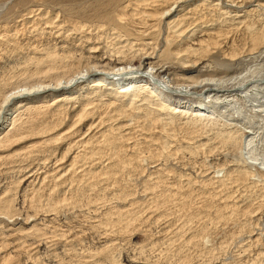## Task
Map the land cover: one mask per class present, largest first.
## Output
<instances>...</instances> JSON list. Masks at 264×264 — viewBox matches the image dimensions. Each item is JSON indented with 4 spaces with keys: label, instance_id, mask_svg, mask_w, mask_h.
Listing matches in <instances>:
<instances>
[{
    "label": "rangeland",
    "instance_id": "374dc122",
    "mask_svg": "<svg viewBox=\"0 0 264 264\" xmlns=\"http://www.w3.org/2000/svg\"><path fill=\"white\" fill-rule=\"evenodd\" d=\"M147 1L150 0H0V102L8 86L12 85L13 88L24 82L36 83L31 79L34 71L51 66L56 69L61 66L58 69L64 71L101 63L120 45L126 46L123 49L128 56H134V64H139L140 58L135 48L145 46L139 43L147 27L142 22L136 24L130 20L131 16H138L133 10L136 5ZM256 5L253 0H190L182 6L185 9L194 8L192 15L195 19L199 18L194 21L207 26L208 29L197 28L200 40H207L204 31L219 34L212 38L217 39L216 43L209 40L210 45H215L211 46L203 63L208 65L209 70L206 67L198 75L206 71L204 75L212 73L229 77L248 68L259 70V65L263 69L264 57L257 55L264 53V43L251 47L254 36L264 35V5ZM135 29L142 36L134 33ZM161 29L151 38L153 45L146 48L154 61L170 62L172 60L168 58L172 56L168 51L175 49L177 37L169 35V41L165 27ZM190 42L185 44L184 41L180 45L189 46L192 44ZM228 53L236 54V57L231 59ZM112 58L106 60L114 61L115 57ZM154 61L152 63H157ZM171 63L173 65L174 60ZM94 79L88 77L84 87L76 88L77 94L71 96L76 99L67 100L60 105L61 109L58 106L47 107L46 102L49 103L55 96V93H50L45 94L43 99L40 97V100L29 103L37 106L46 104L44 108L42 105L39 108L44 113L31 107L22 109L21 114L13 112L14 115H11L16 126L24 124L29 116L36 119L34 124H40V127L52 122L58 124L56 130L52 129L54 131L44 138L50 139L73 125L74 117L83 109L82 104L85 106L92 102L88 106H95L88 109L90 113L83 117L82 123H79L81 120L76 121L74 133H65L67 136L61 135L49 142L51 146L48 144L44 147L46 152L41 146H29L31 143L37 144L43 136L31 139L28 135L25 139L21 138L22 141L16 139L0 145V194L3 196L0 200V240L2 236L13 233V227H23L26 233L31 222H35L42 231L48 229L44 233L49 234L38 242L26 239V234L21 233L17 239H25L28 246L21 245L22 248L14 251L9 244L2 247L12 257L8 256L10 264H264V169L259 164L244 161L251 148L245 144L249 139L244 135L243 121L241 123L236 118L228 120L229 114L221 108V101L212 102L216 104L215 108L218 107L213 116H200L154 105L159 104L158 101L151 102V106L144 100L145 92H141L142 96L140 92L132 97L117 96L118 99L111 92L104 95L92 93L91 100L85 98L87 94L89 96L85 87ZM151 83L163 95L175 97L166 87ZM137 96L140 97L137 99ZM112 102L118 104L107 110ZM122 102L125 105H121L124 104ZM130 104L133 106H128ZM118 108L127 109L130 118L127 122L119 123L120 127L126 128L125 138L117 130H109L114 123L113 128L118 127L117 120L110 119L105 123L98 120L105 111L116 119L118 115L115 109ZM247 111L258 122L262 120L250 107ZM11 121L5 129L12 128ZM164 121L167 125L163 124ZM228 130L233 131L235 140L228 138L225 142L223 140L230 135ZM45 132L46 129L42 133ZM81 137L83 140L91 137V144L83 146V142L79 141ZM36 147L39 149L35 150ZM69 148L73 150L70 154L79 152L76 168L69 171L65 179H57V183L44 181L40 185L38 177L51 173L55 162H58L55 167L67 165L70 157L69 153H65ZM244 169H252L253 176L250 175L248 180L241 176ZM27 173H34L33 178L37 179L35 183H32L34 180L30 181L32 175L29 177ZM6 198V202L3 201ZM27 215L38 218L24 225L23 219ZM10 239L8 237L5 241L10 243L14 240Z\"/></svg>",
    "mask_w": 264,
    "mask_h": 264
},
{
    "label": "bare ground",
    "instance_id": "6f19581e",
    "mask_svg": "<svg viewBox=\"0 0 264 264\" xmlns=\"http://www.w3.org/2000/svg\"><path fill=\"white\" fill-rule=\"evenodd\" d=\"M142 1V0H141ZM144 1V0H143ZM190 0H150L147 2H143V3H138L136 5V8H134L133 10L136 11L135 15L137 14L138 16L132 17L131 16V20L133 23H143L145 25V27H147V29L145 30L146 32H143L144 35H141V32L137 29H135L136 31H134V33L138 34L139 36H142V42H140L139 44L143 43L145 46L143 48H141L138 44H135L139 46V48H135L136 49V55L140 58L139 64H134L133 61V57L132 56H128L126 50H124L123 48L126 46H119L118 48H114V53H110L107 57H105V60H102L101 63H97V64H91V65H86L84 68H74V69H66V70H62V69H58L60 67H58L57 69L55 67H48V68H44L38 71H34V75L31 76L32 80L37 81L36 83H32V84H25L22 83L20 85H17L13 88L12 85L9 87H7L6 91L4 90L3 93V99L0 102V145L3 143H5L6 141H14L16 139H20L24 138L28 135L29 138L33 137L35 138V136H43L40 139H38L37 144H33L31 143L29 146L32 145H37L38 147L41 146L42 150H44V147H47L46 145L49 144V142L51 143V141H55L54 139L61 137V135H66L67 133H74L73 132V128H75V126L77 125V123H82V119L83 117H86V114H89L90 112H88V109L93 108L94 107H90L88 106L91 103H88V105H83L82 107L83 109L81 110V113H79L77 116H75L74 118V122L73 125L69 126V129L66 131H64L63 133H59L55 138H50V139H44L46 138L48 133H50L51 131H54L52 129H55L56 126H58V124H54L53 122L51 124H44V126L46 125L45 129L46 132L42 133L43 131H45L44 126L40 127V124H34V122H36L34 118H32V116L28 117V119L25 120L24 124H20L19 126L15 125V120L13 119L12 113H20L22 111V109L26 108H44V106L46 104H39L37 105H29V103L31 102H35L34 100H40L38 98L44 97L45 94H50V93H55V96L53 98L52 101H50L49 103H47V107L49 106H58L60 107V105H62L63 103H65L67 100L74 99V97L72 98L71 96L76 93V88L78 89V87H84V82L88 77H95L94 80H92V83L90 84H86L88 85V87H85L86 90L89 93V96L86 92V97L85 98H90V94L94 93V95H96V93L98 94H103L106 92H111L112 94H114L116 96V98L118 99V97H125V96H136L137 92H140L139 95H141L142 93L147 94L144 97V100L148 103L151 104V102L153 101H158V103L160 104H154V105H158V106H167L170 107V110H174L175 112L177 111H184L186 113H191L192 115L194 113L200 115V116H213L216 104H213L212 102H217V101H221L222 105V109H226L227 110V114H229V119L228 120H234L236 118V120H240V122L244 124H242V126L244 125L245 128H243V132L244 135L246 136L247 141H245V144H247V147H250L251 149H248V152L246 153L248 156L244 157V161H247L249 163H251L252 165L255 164H259L261 166H259L261 169H264V67H262L263 69H260L261 65L257 66L259 67L258 69L254 68V71H252L250 68L246 69L244 72H238L236 73L234 76H229V77H223V76H218V75H214L212 74H207L204 75V72L206 74V71L203 72V75H198V72H201L203 70H206V67H208V65H203L207 55L209 54L208 52L211 51V46H215V45H210V43L213 41V43L217 42V39H212L213 37H217L219 34H217L216 32H205L204 34H206L207 40H200V36L198 34V29H200V27H203V29L207 28V26H203V24L200 23V21H194V20H198L195 19L193 17L192 14H194V8H183L182 6L186 3H188ZM219 1V0H218ZM257 3L258 6L264 5V0H253ZM238 2V1H237ZM221 3V2H220ZM232 3V2H231ZM234 3V2H233ZM232 3V5H233ZM236 3V2H235ZM206 4V3H205ZM255 5V4H254ZM256 5V6H257ZM132 6V5H131ZM223 6V5H221ZM235 6V4L233 5ZM186 7V6H185ZM210 8V7H209ZM206 9V8H205ZM261 9V8H260ZM202 10V9H201ZM182 11V12H181ZM210 12V11H209ZM237 12V11H236ZM251 12V11H250ZM211 14V13H210ZM133 15V14H132ZM238 15V14H237ZM236 15V16H237ZM134 16V15H133ZM192 18V19H191ZM213 19V18H212ZM120 20H123L122 17H120ZM192 20V21H191ZM203 21V20H202ZM213 21V20H212ZM141 23V24H142ZM202 25V26H201ZM163 26L165 27V31H166V39H168L167 37L169 35H173V37H177L176 38V43L175 44V49L171 51L169 50L168 53L172 56V58H168L170 62L165 61V62H159L157 60L154 61L153 55L147 51L146 47H151V45H153L152 43H154V41L151 39L153 38L154 34L159 32V30H162L161 28H163ZM210 26V25H209ZM80 28V27H79ZM138 28V27H137ZM208 29V28H207ZM59 30V29H58ZM212 30V29H211ZM149 31V32H148ZM157 31V32H156ZM96 33V32H95ZM131 33V32H130ZM202 33V32H201ZM116 35V34H115ZM201 35V34H200ZM163 36V35H162ZM120 37V36H119ZM122 37V36H121ZM200 37V38H199ZM141 38V37H140ZM172 38V37H171ZM85 39V38H84ZM97 39V38H96ZM136 39V38H134ZM195 39V40H192ZM205 39V38H204ZM169 40V39H168ZM211 42H210V41ZM252 40L254 41L253 44H251V47L257 44H262L264 43V35L260 34L258 36H254L252 38ZM140 41V40H139ZM156 41V40H155ZM170 41V40H169ZM185 41V44L187 41H191L190 43L195 44L192 45L190 44L189 46H181L180 44L182 42ZM109 42V41H108ZM118 42V41H117ZM168 43V41H166ZM128 43V42H127ZM133 43V42H132ZM138 43V42H137ZM173 43V42H171ZM252 43V41H251ZM170 44V43H169ZM212 44V43H211ZM119 45V44H118ZM157 45V43H156ZM180 45V46H178ZM192 45V46H191ZM102 47V46H99ZM98 47V48H99ZM169 47V45H168ZM166 47V48H168ZM256 47V46H255ZM261 47V46H260ZM91 48V47H90ZM153 48V47H152ZM263 48V47H262ZM261 48V49H262ZM97 49V48H96ZM133 49V48H132ZM225 49V48H224ZM131 50V49H130ZM153 50V49H152ZM251 51L255 52L253 49H250ZM94 51V49H93ZM98 51V50H97ZM111 51V50H110ZM129 51V50H128ZM156 51V49H155ZM154 51V52H155ZM246 51V50H245ZM261 51V50H260ZM264 51V50H262ZM239 52V51H238ZM258 52V51H256ZM159 53V52H158ZM157 53V54H158ZM226 54V52H223ZM236 53V52H235ZM247 53V52H246ZM245 53V54H246ZM130 54V53H129ZM132 54V53H131ZM166 54V53H165ZM230 56L229 58L234 59L236 57V54H232V53H228ZM242 54V53H241ZM238 55V54H237ZM254 55V54H253ZM257 55V54H255ZM259 55V56H258ZM257 55V57L263 58L264 57V53L260 52ZM59 56V55H58ZM112 56L115 57L114 61L113 60H106V58L108 59L109 57L112 58ZM227 56V55H226ZM235 56V57H234ZM103 57V59H104ZM113 57V58H114ZM161 57V56H160ZM112 58V59H113ZM253 59V58H252ZM59 60V59H58ZM101 60V59H100ZM152 60L154 62L157 63H152ZM174 60V64L172 65L171 62H173ZM261 60V59H260ZM263 61V60H262ZM63 62V61H62ZM260 62V61H259ZM58 63V62H57ZM76 63V62H75ZM162 63V64H159ZM258 63V62H257ZM57 65V64H56ZM77 67V66H76ZM255 67V66H254ZM66 68V67H65ZM212 68V67H211ZM210 68V69H211ZM64 69V68H63ZM201 70V71H200ZM209 70V67H208ZM212 70V69H211ZM236 70V69H235ZM68 72V74L66 73ZM202 73V72H201ZM208 73V72H207ZM171 74V76H170ZM20 75V74H19ZM97 77V78H96ZM142 77H144V79H142ZM145 80V81H142ZM154 82L156 83V85H160L163 88H167L169 91H171L175 96L174 98H172V96L170 95H163L161 93V90H158V88H155L154 85L151 83ZM7 83V82H6ZM77 85V86H76ZM76 86V87H74ZM107 91H105V90ZM256 90L255 93H253L252 91ZM81 91V90H80ZM116 91V92H115ZM142 92V93H141ZM164 92V90H163ZM257 92V93H256ZM109 93V94H111ZM77 94V93H76ZM105 94V95H106ZM195 94H199L200 96ZM79 95V94H78ZM104 95V94H103ZM102 95V96H103ZM47 96V95H46ZM118 96V97H117ZM142 96V95H141ZM162 96V97H161ZM164 96V97H163ZM76 97V96H75ZM140 96H137V99ZM51 98V97H50ZM79 100L80 96L77 97ZM134 98V97H133ZM76 99V98H75ZM74 99V100H75ZM84 99V96L83 98ZM91 99V98H90ZM111 99V98H110ZM135 99V98H134ZM142 99V97H141ZM76 100V101H77ZM87 100V99H86ZM92 100V99H91ZM132 100V99H131ZM129 100V102L131 101ZM69 101V102H70ZM83 102V100H82ZM89 102V101H88ZM128 102V100L126 101ZM132 102H134L132 100ZM131 102V103H132ZM243 102H245L244 104H242ZM44 103V102H43ZM80 103V102H79ZM84 103V102H83ZM113 103V102H112ZM109 104V107L107 110L110 109L111 107H116V104L118 103H113V104ZM124 103V102H122ZM141 103V102H140ZM218 103V102H217ZM78 104V103H77ZM107 104V103H106ZM153 104V103H152ZM151 104V106H152ZM42 105V106H40ZM121 105H125L121 104ZM139 105V104H138ZM77 106V105H76ZM75 106V107H76ZM81 106V104H80ZM79 106V107H80ZM89 108H88V107ZM104 106V105H103ZM107 106V105H105ZM104 106V107H105ZM128 106H133V105H128ZM219 106V105H218ZM62 107V106H61ZM60 107V109H61ZM72 107V108H75ZM248 107L251 108V110H253L254 113H256L258 115V117H260L262 120H260L259 122L257 120H255L254 116H250V112L247 111ZM65 108V106H64ZM71 108V111L74 109ZM102 108V107H101ZM107 108V107H106ZM126 108V107H125ZM134 108V107H133ZM155 108V107H154ZM157 108V107H156ZM220 108V107H219ZM220 108V109H221ZM49 109V108H48ZM59 109V110H60ZM131 109V108H129ZM147 109V108H146ZM16 110V111H13ZM29 110V109H27ZM40 110V109H39ZM42 110V109H41ZM40 110V111H41ZM77 110V109H76ZM134 109H132L133 111ZM24 111V110H23ZM96 111V110H95ZM115 113H117L118 117H116V119L112 118L111 115H109V111H105V113L103 115H100L98 117L99 123H105L107 120H113L118 122V127L116 126L115 128L114 125H111V127H109V130H117V132H119V134L121 135V137L125 138V129L122 126H119V123L121 122H127L130 118H128V111L127 109H115ZM137 111V110H136ZM139 111V110H138ZM137 111V112H138ZM144 111V110H143ZM158 112L159 109L157 110ZM173 111V112H174ZM28 112V111H27ZM42 113L43 110L41 111ZM40 112V113H41ZM101 112V111H100ZM103 112V111H102ZM152 112V110H151ZM174 112V113H175ZM181 112V113H182ZM219 112V111H218ZM222 112V111H221ZM226 112V111H224ZM32 113V112H31ZM112 113V111H111ZM131 113V112H130ZM134 113V112H133ZM252 113V112H251ZM21 114V113H20ZM51 114V113H50ZM61 114V113H60ZM113 114V113H112ZM184 116L186 115L185 113H183ZM182 114V115H183ZM209 114V115H208ZM216 114V113H215ZM14 115V113H13ZM17 115V114H16ZM32 115V114H31ZM68 115V114H67ZM134 115V114H133ZM157 115V114H156ZM45 116V115H44ZM52 116V114H51ZM154 116V114H153ZM226 116V115H225ZM39 117V116H38ZM37 117V118H38ZM42 117V116H41ZM158 117V116H157ZM164 117V116H163ZM187 117V116H186ZM194 117V116H193ZM257 117V118H258ZM27 118V117H26ZM32 118V119H31ZM55 118V117H54ZM161 118V117H160ZM71 119V118H70ZM163 119V118H162ZM9 120H12L10 123L12 126V128L9 129H5L6 125H8ZM43 120V118H42ZM42 120H40V123H43ZM52 120V119H51ZM134 120V119H133ZM23 121V120H22ZM45 121V120H44ZM76 121H78L76 123ZM156 121V119H155ZM154 121V122H155ZM163 121V120H162ZM39 122V121H38ZM152 122V121H151ZM149 122V123H151ZM165 122V121H164ZM171 122V121H170ZM111 123V122H110ZM109 123V124H110ZM156 123V122H155ZM157 123L160 124V122ZM156 123V124H157ZM163 123V122H161ZM174 123V122H173ZM246 123H248V125H246ZM108 123H106L107 125ZM152 124V123H151ZM165 125V123H163ZM168 124H170L168 122ZM228 124H233V123H228ZM18 125V124H17ZM117 125V124H116ZM128 125V124H127ZM131 125V124H130ZM138 125V124H137ZM161 125V124H160ZM62 126V125H61ZM94 126V125H92ZM97 126V125H96ZM101 126V125H100ZM126 126V125H125ZM132 126V125H131ZM130 126V127H131ZM152 126H156L153 125ZM150 126V127H152ZM163 126V125H161ZM173 126V125H172ZM175 126V125H174ZM188 126V125H187ZM240 126V124H239ZM139 127V126H138ZM157 127V126H156ZM185 127V126H184ZM91 128V127H89ZM128 128V127H127ZM133 128V127H132ZM173 127H171L172 129ZM242 129V127H240ZM239 128V129H240ZM12 129V130H11ZM140 129V128H139ZM247 129V130H246ZM11 130V131H10ZM56 130V129H55ZM141 130V129H140ZM160 130V129H159ZM167 130V128H165V131ZM189 130V129H188ZM164 131V130H163ZM111 132V131H110ZM113 132V131H112ZM111 132V133H112ZM116 132V131H115ZM114 132V133H115ZM167 132V131H166ZM174 132V131H173ZM221 132V131H220ZM224 132V131H223ZM222 132V133H223ZM226 132V131H225ZM230 135L229 137H227L225 140H222L226 142V140H229L228 138H230L232 141L235 140L234 138V133L233 131H229ZM66 133V134H65ZM103 133V132H102ZM189 133V132H188ZM218 133V132H217ZM34 134V135H33ZM104 134V133H103ZM102 134V135H103ZM118 134V133H116ZM128 134V133H127ZM130 134V133H129ZM164 134V132H163ZM174 134V133H173ZM172 134V135H173ZM176 134V133H175ZM226 134V133H225ZM45 135V136H44ZM106 135V134H105ZM166 135V134H165ZM188 135V134H187ZM224 135V134H223ZM221 135V136H223ZM15 137L14 139L11 137ZM67 136V135H66ZM191 136V135H190ZM216 136V135H215ZM218 136L219 133H218ZM74 137V136H73ZM92 137V136H91ZM91 137L88 140H83L82 137L79 139V141H81L80 143L83 142V146H86L88 143L92 142ZM104 137V136H103ZM203 137V136H202ZM216 138V137H215ZM219 138V137H217ZM216 138V139H217ZM28 139V137H27ZM32 139V138H31ZM37 139V138H36ZM62 139V138H61ZM70 139V138H69ZM98 139V138H97ZM103 139V138H102ZM108 139V138H107ZM220 139V138H219ZM73 140V139H72ZM26 141V140H25ZM24 141V142H25ZM37 141V140H36ZM59 141V140H58ZM65 141V140H64ZM76 141V140H75ZM100 141V140H99ZM104 141V140H103ZM107 141V140H106ZM171 141V140H169ZM178 141V140H177ZM180 141V140H179ZM219 141V140H218ZM10 142V143H11ZM19 142V141H18ZM33 142V140H32ZM176 142V141H175ZM200 142V141H199ZM222 142V141H221ZM243 142V141H242ZM247 142V143H246ZM9 143V142H8ZM9 143V145H11ZM72 143V142H71ZM164 143V142H163ZM216 143V142H215ZM223 143V142H222ZM57 144V143H56ZM69 144V143H68ZM76 144V143H75ZM79 144V143H78ZM91 144V143H90ZM178 144V143H177ZM218 144V143H217ZM232 144V143H231ZM50 145V144H49ZM53 145V144H52ZM70 145V144H69ZM74 145V144H73ZM80 145V144H79ZM81 145V146H82ZM94 145V143H93ZM92 145V146H93ZM97 145V144H95ZM101 145V144H100ZM224 145V144H223ZM4 146H6V144H4ZM3 146V147H4ZM51 146V145H50ZM49 146V147H50ZM71 146V145H70ZM75 146V145H74ZM73 146V147H74ZM78 146V145H77ZM246 146V145H245ZM2 147V148H3ZM9 147V146H8ZM36 147L35 150L38 148ZM48 147V148H49ZM54 147V145H53ZM80 147V146H79ZM96 147V146H95ZM6 148V147H5ZM51 148V147H50ZM49 148V149H50ZM94 148V147H93ZM1 149V148H0ZM34 149V148H33ZM39 149V148H38ZM37 149V150H38ZM54 149V148H53ZM70 149V148H69ZM74 149V148H73ZM82 149V148H81ZM88 149V148H87ZM90 149V148H89ZM96 149V148H95ZM220 149V148H219ZM256 149V150H255ZM4 150V149H2ZM47 150V149H46ZM46 150H44L46 152ZM77 150V147L76 149ZM79 150V149H78ZM91 150H93L91 148ZM43 151V152H44ZM54 151V150H52ZM68 151V152H67ZM65 154H68L69 152H72L73 150H67ZM81 151V150H80ZM32 152V151H31ZM36 152V151H35ZM38 152V156L39 157V151ZM42 152V153H43ZM50 152V151H48ZM55 152V151H54ZM85 152V151H84ZM93 151H91L92 153ZM244 152V151H243ZM40 153V154H42ZM52 153V152H50ZM78 151H74V153L68 155V157H70L69 160H67V165L65 167H61L59 168V166L57 165V167H55L56 164H58V162L54 163V167H53V171L54 172L52 175L51 173L46 174L44 173L41 177H38L39 180H37L36 178H33V174L31 173L30 175L28 174V176L30 177L32 175V179L30 181H33L32 183H35V179L38 181V183L41 185L44 181H52L57 183V179H65L68 175H66L69 171H71L72 169H75L76 167V160H78ZM82 153V152H80ZM89 153V152H88ZM35 154V153H34ZM49 154V153H48ZM84 156V154H82ZM86 155V153H85ZM93 155V154H92ZM34 156V155H33ZM44 156V154H43ZM51 156V155H50ZM103 156V155H102ZM42 158V156H40ZM47 157V156H46ZM80 157V156H79ZM34 158V159H37ZM40 158V160H41ZM48 158V157H47ZM64 158V156H63ZM82 158V157H80ZM46 159V158H45ZM44 159V160H45ZM49 159V158H48ZM19 160V159H18ZM32 160V159H31ZM61 160H63L61 158ZM81 160V159H80ZM25 161V160H24ZM43 161V159H42ZM48 161V160H47ZM83 161V160H81ZM102 161V160H101ZM33 162V161H32ZM31 162V163H32ZM39 162V160L37 161ZM36 162V163H37ZM41 162V161H40ZM44 163V162H43ZM42 163V165H43ZM100 163V162H99ZM30 164V163H29ZM38 164V163H37ZM36 164V165H37ZM46 164V163H45ZM63 164V163H62ZM81 164V162H80ZM84 164V163H83ZM31 165V164H30ZM33 165V164H32ZM39 165V164H38ZM78 165V164H77ZM94 166V165H93ZM40 167V166H39ZM46 167V166H45ZM44 167V168H45ZM51 168V167H50ZM79 168V167H78ZM41 168H39L40 170ZM23 170V169H22ZM79 170V169H78ZM228 170V169H227ZM252 170V169H251ZM249 170V169H244L242 171V175L244 176V178H247V180L249 179L248 177L251 175L253 176V172ZM28 171V169H27ZM47 171V170H46ZM75 171V170H74ZM123 171V170H122ZM43 172H45V170H43ZM48 172V171H47ZM50 172V171H49ZM82 172V170L80 171ZM30 173V172H29ZM38 173V172H37ZM71 173V172H70ZM76 173V172H75ZM89 173V172H88ZM113 173V172H112ZM241 173V172H240ZM66 175V176H65ZM84 175V174H83ZM87 175V174H86ZM113 175V174H112ZM231 175V174H230ZM239 175V174H238ZM36 176V175H35ZM34 176V177H35ZM81 176V175H80ZM107 176V175H106ZM47 177H49L47 179ZM214 177V176H213ZM230 177V176H229ZM27 178V177H26ZM228 178V177H227ZM230 179V178H229ZM234 179V178H232ZM67 180V179H66ZM211 180H213L211 178ZM236 180V179H235ZM28 181V180H27ZM40 181V182H39ZM59 181V180H58ZM68 181V180H67ZM228 181V180H227ZM231 181V180H230ZM208 182V181H207ZM236 182V181H234ZM31 184V183H30ZM48 184V183H47ZM67 184V183H66ZM36 184L34 185L33 188H35ZM156 186V185H155ZM57 187V186H56ZM62 187V186H61ZM73 187V186H72ZM47 188V187H46ZM60 188V187H59ZM55 189V187H54ZM69 189V188H68ZM46 190V189H45ZM67 190V189H66ZM69 191V190H68ZM35 192H37V190H35ZM39 192V191H38ZM46 193V192H45ZM10 194V193H8ZM48 194V193H47ZM67 194V193H66ZM65 194V195H66ZM34 195V194H33ZM37 195V194H36ZM68 196V195H67ZM66 196V197H67ZM2 195L0 194V200L2 199ZM33 197V196H32ZM48 197V196H47ZM59 197V196H58ZM180 198V197H179ZM26 199V198H25ZM38 199V198H37ZM50 199V198H49ZM7 198L3 201L6 202ZM28 201V200H27ZM40 201V200H39ZM62 201V200H61ZM29 202V201H28ZM49 202V201H48ZM53 202V201H51ZM50 203V202H49ZM57 203V202H56ZM65 203V202H64ZM63 203V204H64ZM9 202L7 203L8 206ZM12 204V202H11ZM35 204V203H34ZM47 204V203H46ZM1 205V204H0ZM31 205H33L31 203ZM52 205V204H51ZM60 205V204H57ZM6 206V207H7ZM12 206V205H11ZM41 206V205H40ZM50 206V204L48 205ZM30 207V206H29ZM52 207V206H50ZM9 208V207H8ZM27 208V207H26ZM51 209V208H50ZM60 209V207H59ZM11 210V209H10ZM72 210V209H71ZM111 211V210H110ZM247 211V210H246ZM51 212V211H50ZM60 212V211H58ZM1 213V212H0ZM33 213V212H32ZM37 213V211H36ZM47 213V212H46ZM131 213V212H130ZM14 214V213H13ZM12 215V214H10ZM39 215V214H38ZM251 215V214H250ZM117 216V215H116ZM12 217V216H10ZM32 217V219H31ZM28 216L26 218L23 219L24 221V225L26 224H30V222L33 220H37L38 217L35 218L34 215L32 216ZM19 218V217H18ZM16 219V218H15ZM14 219V220H15ZM20 219H22L20 217ZM117 219V218H116ZM13 220V219H12ZM35 220V221H36ZM10 221V220H9ZM17 221V220H16ZM39 221V220H38ZM51 221V220H50ZM19 222V219H18ZM17 222V224H18ZM14 224V222H12ZM32 224L28 227L25 233V229L23 227H13L11 230H13V233L9 234L8 236H2L3 238L0 240V264H10L11 260H9L10 258H12L9 254L10 253H6L4 252L5 248L2 249V247H7V245L9 244L10 246L13 247V251L22 248L23 246L21 245H26L28 246L29 244L27 242H25V239H22L23 241H19V239H17V237H19L18 235L21 233L26 234L25 238L27 237L28 239H34L38 242L42 241V238H44V236H49V234L47 233V235H45L46 231H42V229H39L38 227H36L35 222H31ZM37 223V222H36ZM40 223V222H39ZM104 223V222H103ZM16 224V225H17ZM21 225H23L22 223H20ZM52 224V223H51ZM14 225V226H16ZM44 225V224H43ZM38 226H40L38 224ZM44 227V226H43ZM42 227V228H43ZM46 227V226H45ZM58 227V226H57ZM53 228V226H52ZM56 228V227H55ZM32 229V230H30ZM44 230V229H43ZM53 233V231H51ZM23 234V235H24ZM65 235V234H64ZM54 236V235H53ZM9 239L14 238V240L12 239V242H7L5 241L6 238ZM22 237V236H21ZM52 237V235H51ZM1 238V237H0ZM24 238V236H23ZM26 238V239H27ZM10 239V240H11ZM16 239V240H15ZM33 241V240H32ZM48 243V242H47ZM37 246V245H36ZM56 245H54L55 247ZM48 247V246H47ZM26 248V247H25ZM4 250V251H3ZM25 250V249H24ZM51 250V249H50ZM109 250V249H108ZM22 251V250H21ZM3 252V253H2ZM25 252V251H24ZM8 256L10 257L8 259ZM32 258V257H31ZM117 261V260H116ZM13 263V262H12Z\"/></svg>",
    "mask_w": 264,
    "mask_h": 264
}]
</instances>
